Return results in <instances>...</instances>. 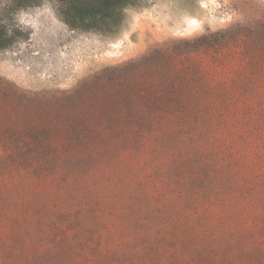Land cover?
Returning <instances> with one entry per match:
<instances>
[{"label":"rangeland","instance_id":"rangeland-1","mask_svg":"<svg viewBox=\"0 0 264 264\" xmlns=\"http://www.w3.org/2000/svg\"><path fill=\"white\" fill-rule=\"evenodd\" d=\"M60 4L0 0V239L58 204L115 250L198 210L264 264V0H140L113 36Z\"/></svg>","mask_w":264,"mask_h":264},{"label":"trees","instance_id":"trees-1","mask_svg":"<svg viewBox=\"0 0 264 264\" xmlns=\"http://www.w3.org/2000/svg\"><path fill=\"white\" fill-rule=\"evenodd\" d=\"M57 14L71 29L104 36L119 33L124 13L140 0H59ZM181 124V123H180ZM215 178L210 176L207 180ZM34 219L23 241L12 235L0 239V264H243L222 250L219 239L206 235L205 218H162L157 236L135 246L111 250L94 229H85L80 212L58 204ZM51 212V213H50ZM161 214V212H159ZM169 221V222H168Z\"/></svg>","mask_w":264,"mask_h":264}]
</instances>
